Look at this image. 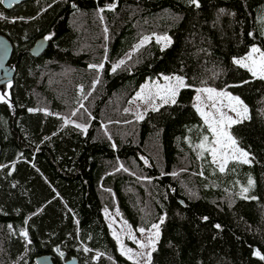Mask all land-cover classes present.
I'll return each instance as SVG.
<instances>
[{
	"label": "trees",
	"instance_id": "obj_1",
	"mask_svg": "<svg viewBox=\"0 0 264 264\" xmlns=\"http://www.w3.org/2000/svg\"><path fill=\"white\" fill-rule=\"evenodd\" d=\"M0 33L16 67L12 104L0 101V264L44 254L56 264H139L112 235L105 211L116 206L137 232L159 225L148 264H264L255 254L264 256V80L233 63L254 45L264 51V0L0 2ZM154 35L171 43L137 48ZM174 75L186 85L176 103L136 117L143 84ZM202 88L248 107L229 132L250 164L231 160L220 172L196 147L214 139L194 107Z\"/></svg>",
	"mask_w": 264,
	"mask_h": 264
},
{
	"label": "snow or ice",
	"instance_id": "obj_2",
	"mask_svg": "<svg viewBox=\"0 0 264 264\" xmlns=\"http://www.w3.org/2000/svg\"><path fill=\"white\" fill-rule=\"evenodd\" d=\"M17 2L18 0H11V3H17ZM190 2L192 4H195L197 7H199V0H190ZM114 8H115V4L109 6L110 10ZM100 11L103 12L104 9H100ZM46 39H51V36L46 37ZM149 39H150L149 37H145L144 41H142L140 45H137V48L141 47L143 43H145ZM162 40L166 41V43L164 44V47H167L168 44L171 43L170 38L168 37H157L156 38L157 43H161ZM125 63H126L125 60L119 61L118 64L112 67V72H115L117 68H119L121 65ZM233 63L236 65H239L242 68L247 69L254 78L264 80V51H262L260 48L255 47V46L252 47L250 52L245 57L240 58V59L234 58ZM0 67H3V65H0ZM91 67L96 68L99 71L103 69L104 65L103 64L92 65ZM163 79L165 81H168V83L163 85L162 88L159 89V91H162L164 94L159 95L158 98L162 100L163 104H168V103L175 104L176 96L178 95L179 90L186 86L184 79L183 77H180V76H164ZM173 81L175 83H172ZM98 82L99 81L97 80V83ZM197 92H207L209 94L208 96L209 100L212 99L213 93H215L217 96L226 95L230 102L235 101L237 105L243 106V101H241L239 97H233L231 96V94H228L225 92H217L215 89H212V88L198 89ZM3 100H4L3 95H0V101H3ZM196 100L198 102L201 101L200 95L196 96ZM81 107H83V104H81ZM194 107L196 108V111L200 114V116L203 117L204 123L208 126V129L210 130V132L212 133V136L214 137V139L211 141V144H209L208 143L209 137L204 136L202 142L198 144L196 147L201 148V149L207 148V150L211 153L213 157V162L218 163L219 171L220 172L225 171L226 165L230 157L234 158L238 162H241L244 164H250L251 160L248 159V153L239 149L236 146V140L229 134V132L224 127L225 122H227V126L230 127L232 124H235L239 121L234 120L232 117L226 116L222 111H220V109L217 108L215 103H213L211 107L213 109H216V111L219 113V118H217V116L214 115L212 112L204 111V108H202L199 103L194 105ZM153 110H159V109L154 108ZM230 110L234 112L237 111L236 107L234 106L230 107ZM243 111L246 113L247 108L244 107ZM237 114L239 115V113ZM73 115H75V113H73ZM140 118L142 119V116ZM65 123L75 124L74 121H70L68 119H65ZM75 127L80 128L84 132L87 131V127L85 125L75 124ZM248 183L251 186L254 184V181L249 179ZM248 191L249 189L247 187L243 188L242 195L244 193H247ZM152 227L157 229V236H158L159 225H153ZM216 227L219 228L220 225H216ZM140 231L143 232L144 230L141 229ZM21 235L27 240L28 233L26 230H22ZM114 235L116 234L114 233ZM117 239H119L118 236H117ZM27 242L31 243L30 240H28ZM140 246L145 247L143 243H141ZM121 250L123 251V249ZM85 251H90V250L85 249ZM57 252H59V249H57ZM59 254L63 256L62 252H60ZM255 254L259 256L262 260H264V256H262L259 251H257Z\"/></svg>",
	"mask_w": 264,
	"mask_h": 264
},
{
	"label": "rangeland",
	"instance_id": "obj_3",
	"mask_svg": "<svg viewBox=\"0 0 264 264\" xmlns=\"http://www.w3.org/2000/svg\"><path fill=\"white\" fill-rule=\"evenodd\" d=\"M157 37H168V36H166V35H163V36L154 35L153 37H149L150 39L148 41H150L151 39L156 40ZM142 41H144V39ZM148 41H146V42H148ZM170 41H171V39H170ZM141 42H140V44H141ZM165 43H166V41H163V40L161 41L162 46H164ZM254 46L259 48V46H257V45H254ZM254 46H252V47H254ZM174 76H178V75H174ZM163 77L164 76H162L161 79L158 78L154 81L145 82L143 84V86L141 87V89L139 90V92L135 95V97L133 98V104H132L133 106L131 107V109L136 113V117L140 116L153 103L155 105L163 103L162 100H160L158 98L159 95L164 94L162 91H159V89L162 88L163 85L168 83V81H165L163 79ZM172 83H175V82L173 81ZM202 89H204V88H202ZM212 89H215V88H212ZM215 90L217 92H225V93L231 94V96H233V97H238V96L232 94L231 92H229L227 89H223V90L215 89ZM197 95H200L201 101L198 102L196 100L195 101L196 104L199 103L200 106L202 108H204V111L212 112L214 115L217 116V118H219V113L216 111V109H213L211 107V105L213 103H215L217 108L220 109V111H222L226 116L232 117L234 120L241 122L248 117V114H249L248 107L244 104V102H243V106L237 105L235 103V101L230 102L226 95L225 96H217L215 93L212 94L211 100L208 99L209 94L207 92H197L196 96ZM149 97H151V98H149ZM232 106L236 107L237 111H235V112L231 111L230 107H232ZM244 107L247 108L246 113L243 111ZM237 113H239V115ZM224 127L229 132V127L227 126V122H225ZM229 134H230V132H229ZM231 160H235V159L230 157L228 162H230ZM105 215H106V218L108 220V223L110 224L112 235H114V233L116 234V235H114V237L116 238V240L119 244L120 251L125 253L132 260L137 261L139 264H148L151 260V257H152V251L154 250V248L156 246V242L159 238V229H158V236H157V229L156 228L144 230L143 232H141L139 230L137 232V230L131 228L127 224V222L124 220L118 206H116L115 209H113V210H106ZM117 236L119 237V239H117ZM132 239L135 240V242L137 244L136 247H129L128 246L129 245L128 241L132 240ZM141 243H143L145 245V247H141L140 246ZM153 246H154V248H153ZM121 249H123V251ZM97 256L98 255H96L95 258H97Z\"/></svg>",
	"mask_w": 264,
	"mask_h": 264
},
{
	"label": "water",
	"instance_id": "obj_4",
	"mask_svg": "<svg viewBox=\"0 0 264 264\" xmlns=\"http://www.w3.org/2000/svg\"><path fill=\"white\" fill-rule=\"evenodd\" d=\"M29 0H18L17 3H11V0H0L1 4L6 9H12L16 5L27 2ZM48 39L45 37L40 38L30 50L33 56H40L44 53L48 46ZM14 46L10 39L0 33V95H3L7 104H12L11 90L15 83L16 67L12 63ZM36 264H56L52 254L40 255L36 258ZM65 264H78L76 260L70 259Z\"/></svg>",
	"mask_w": 264,
	"mask_h": 264
},
{
	"label": "built area",
	"instance_id": "obj_5",
	"mask_svg": "<svg viewBox=\"0 0 264 264\" xmlns=\"http://www.w3.org/2000/svg\"><path fill=\"white\" fill-rule=\"evenodd\" d=\"M98 257V256H97Z\"/></svg>",
	"mask_w": 264,
	"mask_h": 264
}]
</instances>
